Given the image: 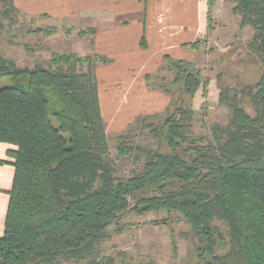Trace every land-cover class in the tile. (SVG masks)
Wrapping results in <instances>:
<instances>
[{
	"label": "trees",
	"instance_id": "trees-1",
	"mask_svg": "<svg viewBox=\"0 0 264 264\" xmlns=\"http://www.w3.org/2000/svg\"><path fill=\"white\" fill-rule=\"evenodd\" d=\"M232 11L240 15V27L253 29L247 48L261 65L259 79L235 90L228 101L230 92L220 91L229 122L213 126L205 143L186 141L183 148L193 110L191 102L178 106L173 117L151 128L169 152L135 146L145 163L127 176L114 166L99 110L94 70L106 58L53 53L46 67L26 69L0 56V79H15L0 87V142L15 146L7 151L14 175L0 264L84 259L123 213L160 210L179 213L191 226L201 264H264V0H236ZM211 20L209 7L210 30ZM38 30L47 36L56 31ZM168 66L178 93L192 99L201 87L199 72L184 60H170ZM242 98L254 116L244 111ZM133 147L120 143L118 154L130 155ZM214 220L227 228L225 254L216 253Z\"/></svg>",
	"mask_w": 264,
	"mask_h": 264
},
{
	"label": "rangeland",
	"instance_id": "rangeland-1",
	"mask_svg": "<svg viewBox=\"0 0 264 264\" xmlns=\"http://www.w3.org/2000/svg\"><path fill=\"white\" fill-rule=\"evenodd\" d=\"M224 1L226 11L220 13L218 18L212 16V30L207 28L201 31L193 58L189 61L194 70L199 72L202 81L194 97L191 99L186 94L178 93L177 84L173 83L175 71L167 64L166 69L151 75L149 87L162 89L170 96L169 108L154 114L139 115L124 131L107 134L109 154L120 176L139 172L143 168L144 154L136 151L135 146L154 152H169L164 138L160 141L151 128L159 126L167 117H173L178 106L184 108L191 102L193 110L190 120L185 123L183 148L186 141L187 146L191 141L195 144L205 143L211 140L213 126L229 122L231 112L227 103L219 101L220 91L230 92L225 97L228 101L235 90L253 85L259 79L261 65L247 48L253 29L249 26L240 27V15L232 11L236 0ZM22 3L23 0H0L1 57L12 60L18 68L31 69L37 64L46 67L53 53H73L76 48L68 36V32L72 33L73 30H68V25L59 28V20L46 13L31 15L24 10ZM41 26L52 27L56 31L47 36L39 32ZM20 81L25 83L27 80ZM14 83L15 79L11 77L0 79V87ZM240 103L249 116H254L253 108L246 98H242ZM120 143L134 146L130 155L118 154L117 146ZM129 202L131 206L135 203L134 200ZM213 226L219 234H216V253L225 254L228 248L227 228L217 220L213 221ZM198 246V237L177 212L160 210L138 214L127 211L118 221L109 225L107 237L97 243L84 259L61 260V263L201 264Z\"/></svg>",
	"mask_w": 264,
	"mask_h": 264
},
{
	"label": "crops",
	"instance_id": "crops-1",
	"mask_svg": "<svg viewBox=\"0 0 264 264\" xmlns=\"http://www.w3.org/2000/svg\"><path fill=\"white\" fill-rule=\"evenodd\" d=\"M22 5L31 15L58 19L59 28H73L68 34L73 53L106 58L94 70L106 134L124 131L139 115L169 108L170 96L149 87L151 75L170 60L191 61L209 7L213 18L226 11L224 0H23ZM79 29L88 32L79 35ZM13 149L0 142V236L14 175L7 151Z\"/></svg>",
	"mask_w": 264,
	"mask_h": 264
}]
</instances>
